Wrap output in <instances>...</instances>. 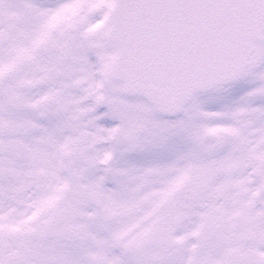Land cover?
<instances>
[{
	"label": "snow or ice",
	"instance_id": "6c2138e0",
	"mask_svg": "<svg viewBox=\"0 0 264 264\" xmlns=\"http://www.w3.org/2000/svg\"><path fill=\"white\" fill-rule=\"evenodd\" d=\"M0 264H264V0H0Z\"/></svg>",
	"mask_w": 264,
	"mask_h": 264
}]
</instances>
